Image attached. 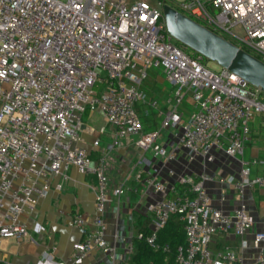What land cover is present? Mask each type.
<instances>
[{"label":"built area","instance_id":"2783aa9c","mask_svg":"<svg viewBox=\"0 0 264 264\" xmlns=\"http://www.w3.org/2000/svg\"><path fill=\"white\" fill-rule=\"evenodd\" d=\"M166 5L264 62V0H0V238L29 239L20 217L48 195L52 177L65 180L75 167L96 180L97 216L94 230L74 246L71 264L95 250L119 264L118 241L106 239V159L94 161L80 145L88 130L84 115L97 108L117 140L136 138L137 147L153 152L163 167L182 155L188 164H213L219 153L239 163L238 175L228 179L239 201L232 214L214 206L207 187L212 177L205 171L176 175L169 184L150 174L146 183L161 198L148 205L153 227L139 239L154 251L169 252L159 233L176 215L186 235L177 264H248L233 250H213L217 236L238 238L241 251L254 247L259 253L249 264H264V231L253 232L247 201L250 192L264 187V159H244L250 122L264 115V92L226 69L213 70L204 56L170 36ZM156 69L173 92L166 111L158 100L150 101L161 128L144 132L141 85ZM188 98L195 109L186 116L181 109ZM166 130L172 139L160 145ZM257 166L261 174L254 176ZM125 192V184L115 190L117 197ZM73 224L85 228L80 212Z\"/></svg>","mask_w":264,"mask_h":264},{"label":"crops","instance_id":"0c3cea01","mask_svg":"<svg viewBox=\"0 0 264 264\" xmlns=\"http://www.w3.org/2000/svg\"><path fill=\"white\" fill-rule=\"evenodd\" d=\"M141 88L146 94V100L138 105L140 115L145 116V114L152 113L160 118L157 111L151 108L150 101L158 100L162 110L166 111L165 102L173 92V86L165 78L163 71L156 69L150 72L149 79L141 85ZM148 97L151 98L149 102H147ZM191 104L193 105V102ZM144 106L147 108L146 112ZM192 108L191 112L195 109L194 106ZM181 110L185 112L186 116L191 113L184 108ZM88 117L89 123L85 122L88 130L82 133L80 145L91 153L94 161H97L100 157H104L107 150L112 149L113 145L108 146L107 149H103L100 145L94 146V142L100 135L96 129L98 123L105 125L107 123L99 109L95 113H90ZM108 126L115 137L114 129L110 125ZM160 128V123L158 127L152 128L145 124L144 132L160 130ZM250 128L251 141L246 147L244 159L246 161L264 159V115L254 117L250 122ZM162 136L159 144L165 145L172 139V130L164 131ZM126 140H136V138ZM127 147L120 150L122 158L127 157ZM135 150L140 152V158L136 164L141 159H146L148 162L144 161L134 169L129 166L130 160L128 161L129 158H127L124 163L120 159L117 166L108 165L107 167L111 182L109 191L111 202L107 204L104 216L107 227L106 239L110 243L118 241L120 250L127 243L133 246L134 235L141 227L149 229L153 227V219L148 212V205L160 199L161 195L147 185L146 179L150 174L158 173L160 179L169 184L175 181L180 169L175 171L180 168V165L182 170L191 171L186 172L189 174L205 171L212 177V181L207 184V187L213 198L214 206L228 214H232L238 208L237 195L232 186L228 184V179L238 175L239 163L224 153H219L213 164H205L200 159L188 164L187 159L182 155L178 163L163 167L161 160L156 158L153 152L144 153L137 147L136 142ZM261 170V166L255 167L253 175L261 174ZM139 174H142L141 179L138 178ZM58 184H61V189L57 187ZM121 184L126 185V192L123 196L117 197L115 190ZM95 186L94 177L81 174L75 167L70 168L65 180L60 177H52L48 195L40 201L34 210L22 215L19 219V224L28 229L30 238L26 241L8 237L0 238V264H71L74 246L85 239V231H92L95 228L94 220L97 216ZM223 197L224 200H222ZM247 201L249 212L254 221L253 232L264 231V187L250 192L247 195ZM76 212H80L85 219L84 229L73 224V216ZM249 239H252V234ZM211 247L215 251L233 250L242 256L248 264L252 263L259 253L252 246L248 250L241 251L239 239L233 236L229 238L217 236ZM123 262L124 258L120 255L119 264H128ZM78 264H111V261L107 255L95 250Z\"/></svg>","mask_w":264,"mask_h":264},{"label":"water","instance_id":"95a60500","mask_svg":"<svg viewBox=\"0 0 264 264\" xmlns=\"http://www.w3.org/2000/svg\"><path fill=\"white\" fill-rule=\"evenodd\" d=\"M164 20L169 35L180 44L264 92V62L168 5Z\"/></svg>","mask_w":264,"mask_h":264},{"label":"rangeland","instance_id":"374dc122","mask_svg":"<svg viewBox=\"0 0 264 264\" xmlns=\"http://www.w3.org/2000/svg\"><path fill=\"white\" fill-rule=\"evenodd\" d=\"M63 1H66V0H63ZM189 51H191L190 49H188ZM206 63L208 64V66L210 68H212L213 70H220L221 67H219L216 63H213L211 61H208L206 60ZM103 88V84L102 85H99L98 89L101 90ZM149 99H151L150 97L147 98V102H149ZM192 101L191 99H188L184 105H183V108L189 112H191V110L193 109L192 108ZM144 108V111L146 112L147 111V108L146 106L143 107ZM98 109L95 108V109H90V113L92 112H96ZM89 113V114H90ZM144 114V113H143ZM143 116V119H142V123L143 125L145 126L148 125L150 128L152 127H155L157 126L158 127V124L160 123L161 124V118H158L157 116H154L152 113L150 114H145L142 115ZM141 116V118H142ZM89 117L85 118L84 119V122L86 123H89ZM145 122V123H144ZM98 127H96L97 131L100 132V135L98 136V140H99V145L100 147L102 146L103 149H107L108 146H112V149H108L107 152L105 153L104 157L106 159V168L108 167V165H110L111 167H114V166H117L118 165V161H120L121 159V162L124 163V161L128 159V161L130 160V167H135V165H137V161L139 160L140 158V152L137 150H135V142L136 140H129L127 141L126 139H123V140H120L118 141L116 139V137H114L113 135V131L111 130V128L108 126V125H105L103 123H98L97 125ZM160 141H158L159 143ZM129 146V147H127ZM127 147V150H126V154H127V157H123L122 158V154L120 152L121 149H124ZM148 157H151L150 155H148ZM180 168H177V170L175 172L178 171V169H180V172H178L177 175L179 174H184L186 172H191V171H188V170H182V166L180 165L179 166ZM175 170V169H174ZM132 246L128 245H125V247H123L122 250H120V255L124 258V262L123 263H128V261L130 260L131 256L133 255L134 253V249L132 250L131 248Z\"/></svg>","mask_w":264,"mask_h":264},{"label":"trees","instance_id":"16d2710c","mask_svg":"<svg viewBox=\"0 0 264 264\" xmlns=\"http://www.w3.org/2000/svg\"><path fill=\"white\" fill-rule=\"evenodd\" d=\"M90 110L84 115V119L89 116ZM151 229L141 227L136 231L133 238V249L135 250L128 264H177L178 249L185 245L186 235L184 223L179 216H172L167 225L159 233V241L170 245L169 252L154 251L138 235L143 233L149 235ZM224 250V249H222Z\"/></svg>","mask_w":264,"mask_h":264}]
</instances>
